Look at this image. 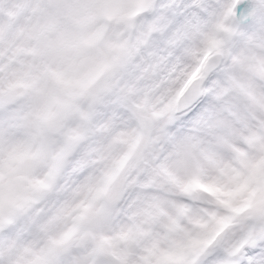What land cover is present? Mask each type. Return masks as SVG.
<instances>
[{
    "label": "snow or ice",
    "instance_id": "obj_1",
    "mask_svg": "<svg viewBox=\"0 0 264 264\" xmlns=\"http://www.w3.org/2000/svg\"><path fill=\"white\" fill-rule=\"evenodd\" d=\"M0 264H264V0H0Z\"/></svg>",
    "mask_w": 264,
    "mask_h": 264
}]
</instances>
